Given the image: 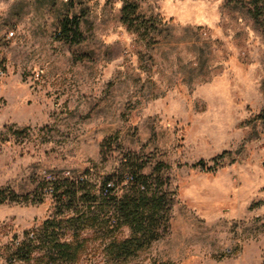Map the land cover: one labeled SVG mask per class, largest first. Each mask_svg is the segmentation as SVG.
I'll use <instances>...</instances> for the list:
<instances>
[{"label": "rangeland", "instance_id": "1", "mask_svg": "<svg viewBox=\"0 0 264 264\" xmlns=\"http://www.w3.org/2000/svg\"><path fill=\"white\" fill-rule=\"evenodd\" d=\"M138 2L148 31L123 0H0V264H29L9 257L54 211L47 175L98 191L129 165L168 187L169 227L124 262L86 228L71 264H264L262 28L248 0Z\"/></svg>", "mask_w": 264, "mask_h": 264}, {"label": "trees", "instance_id": "2", "mask_svg": "<svg viewBox=\"0 0 264 264\" xmlns=\"http://www.w3.org/2000/svg\"><path fill=\"white\" fill-rule=\"evenodd\" d=\"M247 10L262 28L264 37V0H248ZM78 19L77 15L65 17L61 22V34L73 30L75 35H79ZM121 20L127 29L136 32L148 31L154 25L151 18L147 20L141 16L138 0H123ZM262 89L264 94V82ZM256 119L264 124V107ZM21 131L19 128L15 130L16 133ZM225 154L227 152L217 158ZM217 158L213 159L215 163ZM206 165V161L201 159L192 166L204 169ZM129 168L131 171L118 177L119 181L107 180L98 191L83 176L61 178L53 175L51 180L45 178L42 188L55 197L54 211L49 218L24 231L23 239L16 238L10 261L74 263L84 251L87 238H80V232L86 228H96L95 232L103 241L109 239L104 250L111 260L124 262L149 248L169 227L174 199L160 178L142 175L133 165ZM122 181L125 186L120 190L116 187ZM123 227L129 229L126 236L122 234ZM69 231L73 233L67 236Z\"/></svg>", "mask_w": 264, "mask_h": 264}, {"label": "crops", "instance_id": "3", "mask_svg": "<svg viewBox=\"0 0 264 264\" xmlns=\"http://www.w3.org/2000/svg\"><path fill=\"white\" fill-rule=\"evenodd\" d=\"M245 252L243 251V253L241 254V256L239 257H235V258H231V262L230 263H225V264H244V259H245ZM257 261H263V258L258 259ZM209 264H213L212 261L208 262ZM254 263V262H253ZM252 263V264H253Z\"/></svg>", "mask_w": 264, "mask_h": 264}, {"label": "built area", "instance_id": "4", "mask_svg": "<svg viewBox=\"0 0 264 264\" xmlns=\"http://www.w3.org/2000/svg\"><path fill=\"white\" fill-rule=\"evenodd\" d=\"M52 178H53V175L52 176H49V175L46 176L47 180H51Z\"/></svg>", "mask_w": 264, "mask_h": 264}]
</instances>
